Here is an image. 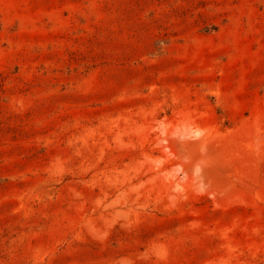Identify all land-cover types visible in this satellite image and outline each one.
I'll return each mask as SVG.
<instances>
[{
  "label": "rangeland",
  "instance_id": "1",
  "mask_svg": "<svg viewBox=\"0 0 264 264\" xmlns=\"http://www.w3.org/2000/svg\"><path fill=\"white\" fill-rule=\"evenodd\" d=\"M0 264H264V0H0Z\"/></svg>",
  "mask_w": 264,
  "mask_h": 264
}]
</instances>
